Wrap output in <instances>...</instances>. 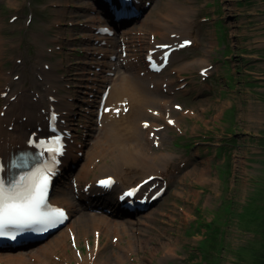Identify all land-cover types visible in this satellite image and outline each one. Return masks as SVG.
I'll return each mask as SVG.
<instances>
[{"label":"rangeland","instance_id":"rangeland-1","mask_svg":"<svg viewBox=\"0 0 264 264\" xmlns=\"http://www.w3.org/2000/svg\"><path fill=\"white\" fill-rule=\"evenodd\" d=\"M146 1L150 6L145 7L143 17L156 11L151 20L169 23L173 29L185 20L189 22V33L181 42L188 37L192 43H183L172 65L162 72L164 75L152 79L157 82L171 76L172 90L160 92L155 104H135L136 110L144 108L141 114L149 123L156 118L152 113L166 112L158 108L161 99H170V113L180 116V126L176 128L168 124L167 118L158 117L159 129L164 133L162 146L158 141L150 146L159 153L175 154L176 164L151 180L167 185L163 198L150 206L156 212L147 218L127 213L133 220L132 231H122L112 238L99 235L100 258L107 261L105 264H248L252 257L247 254L264 245L259 234L264 233V0ZM92 9L93 0H0V116L7 108L3 101L12 92L29 113L23 119L26 121L38 115L33 108L43 106L48 110L55 98L53 103L58 102L66 114L69 102L72 110L62 124L70 127L69 134L76 135L73 145L78 143L81 148L78 156L81 152L86 155L100 132L98 128L88 131V126L97 108L96 99L107 85L102 76L105 64L94 46L97 42L90 41L97 38L95 29L90 30V15L99 17ZM142 18L131 22L130 40H124L128 50L124 53L137 58L138 65L127 69L131 73L146 69L147 39L136 41ZM147 20L142 27L149 24ZM150 25L146 37L154 26ZM203 57L209 60L205 67L198 63ZM184 61L192 62V66L180 71L177 67ZM121 68L126 70V64L122 63ZM85 71L100 74L102 80L92 77L89 83L94 84L96 96L91 97L93 93L88 91L85 95L91 94L90 98L79 102L77 85L81 75L76 73ZM50 87L54 90L46 95ZM84 88L88 90L87 85ZM62 91L68 95L63 102L58 101ZM49 96L53 99L47 101ZM176 105L183 106L187 113L182 114L181 108L176 110ZM194 108L197 112L192 115L190 110ZM83 124L88 126L83 128ZM74 165H64L62 173L73 177ZM200 170H204V177ZM143 174L125 173V186L136 184ZM64 184L57 180L54 193ZM85 186L79 188L86 195L78 199L73 196L74 205L82 212L115 215L122 206L116 201L122 187L93 193L92 189L84 190ZM257 224L262 228L256 230ZM78 232L80 241L72 238L69 248L62 250L68 257L76 250L83 255L96 242L92 233L86 236L81 229ZM206 235L208 243L199 254L198 243ZM217 241L224 242V246ZM240 249L246 261L237 256Z\"/></svg>","mask_w":264,"mask_h":264},{"label":"bare ground","instance_id":"bare-ground-1","mask_svg":"<svg viewBox=\"0 0 264 264\" xmlns=\"http://www.w3.org/2000/svg\"><path fill=\"white\" fill-rule=\"evenodd\" d=\"M130 1H135L141 5V8L137 10L138 15L142 14L146 6H150L149 2L143 0ZM100 9L103 11L104 7ZM95 11L98 13L97 9H95ZM154 15H156V11L152 12L151 15L148 13V16L145 15L143 18H136V21L141 18L143 19L140 21V25L137 29L139 32L136 31L139 34L136 41L141 42L147 39L145 44L148 46L146 48L147 53L145 56L154 59L157 65L164 64V69L159 73H155L148 69L147 63L146 69H138L134 71V73L128 72L127 69H134L135 66L138 65L136 61L137 58L132 57L127 52L124 56L122 53L128 50H125L123 44L121 45L119 41L108 38L99 39V50L103 53L110 51L112 55H115V60L113 61L112 59L110 61H105L102 59V62L107 63L110 69V75L103 78V82L107 84L106 87H109L108 97L103 106V116L99 127L100 132L95 139L96 141L93 147L87 149L84 159L78 158V143H76L77 145L75 143V145H73L74 139H72L69 132L66 131V140L68 144L65 145L67 147V153L65 151L63 155V157H65L64 160L69 163H74L79 159L78 161L81 165L80 168L77 169L78 172L74 176L75 183L77 186L82 188H84V185L92 183L91 189L93 193L102 190L95 184L98 177L105 173V175L114 176V178H116L117 181L113 189L122 187L120 189L123 190L124 188H127L124 184L126 181L122 179V176L125 173L127 174L132 171H141L143 173L145 172V174H143V178H147L151 175L159 177L160 175H163L164 171L169 170L170 165L176 164V161L173 159L175 154L164 151L159 153L153 151L150 146V144L154 143V141H158L159 146H162L164 133L159 129L157 122L158 117L167 118L168 120L172 119L173 126H176V128L180 126V116L175 114V112H173V114L170 113V99H161V103L158 108L162 109L163 112H166L163 114L159 111H156L155 114L152 113L151 116L154 117L156 115V118H153L149 123L144 122L145 118H143L144 116L141 114L144 108H137L136 110V107L144 103L155 104L157 97L159 98V95H161L160 92H169L172 90L169 86V84L173 81L171 76L162 77L157 82L152 79L153 77L164 75L162 72L166 71V69L172 65L174 56L178 53L177 49L181 46V39L184 37L183 35L189 33L187 29L189 22L185 20L173 29V25H170L169 23L151 20V16L153 17ZM135 17H137V15ZM90 18L89 22L92 26L94 23L95 26L98 22L102 23L103 20L100 17L91 16ZM146 20L149 24H147L146 27H142L143 22H146ZM156 21L158 22L156 23ZM151 23L152 26L154 25L151 27L152 32L149 34V37H146L144 33L147 32L146 30L150 29ZM99 26L100 25H98V27ZM129 27L128 29H124V31L121 32L122 34H117L116 37L125 39L126 41L130 40V32L132 31H130L131 29ZM152 35H158L160 39H155V41H153L151 40ZM116 37L113 36V38ZM185 39H188V37H185L184 40ZM164 44L169 47L176 48L169 54L168 57L164 55V51L166 50V48H163L162 46ZM137 45L139 46V43H136L135 47H138ZM208 62L209 60L205 57L199 59L198 61L199 65H202L201 67H205ZM122 63L126 64V70L121 68ZM191 66L192 62L184 61L179 67H177V69L182 71L190 68ZM21 67H23V65H21ZM112 73H114L113 76ZM90 79H92V76L91 78H88V80ZM90 87L92 86L90 85ZM53 90V87L47 89L46 95L52 93ZM13 95H15L14 98L11 97ZM64 96L68 97L67 93L62 91L60 97L61 100L58 98V101L63 102ZM16 100L17 96L14 92H12L3 101L7 106L3 115L0 116V162L3 164L8 162L12 155L20 152L21 150H25V148L26 151L31 153L29 149L33 147L28 145L29 135L38 137L49 132V128L46 123V120L48 119H46L47 109L45 107L41 106L40 109H37L36 107L33 108V112L34 110L37 113L39 112L38 115H35V117H33L30 121H26L23 119H25L29 113L28 111H24L20 107L21 104H18L20 102H17ZM84 101L86 102V100ZM126 102H130V109L127 108ZM135 104H137L136 107ZM204 109L205 107L202 108V110ZM48 110L56 112L60 115L63 111V109L59 107L58 102L49 103ZM196 110L197 109L194 108L190 110V113L195 115L197 112ZM148 111L149 110L147 109V112ZM181 112L182 114L187 113L183 106H181ZM143 113H145V111H143ZM18 119H22L23 121L21 123H17L16 120ZM56 125L59 128L64 127L69 130L67 126H63L60 122H56ZM145 125H147V127ZM79 150H81V148ZM59 160H61V158ZM107 160L109 161L108 164L106 162ZM95 170L97 171L95 172ZM3 172L4 170H2V173ZM200 173L202 174V177H204V170H200ZM92 177L94 178L91 179ZM119 180H122V182H119ZM150 185V183L147 185L145 184L141 188V191L147 190ZM161 185L163 186V182ZM71 189L75 191L77 196L81 197L82 195H86L85 193H81V190L74 189L71 182L62 185L59 189V193L55 194L56 196H60L56 197L53 202L55 204L66 205L69 210V215L65 220L64 225L54 234L36 242L35 244L28 245L17 250L0 251V264H66L63 263L66 261H69L70 264H105L107 262L106 260L100 258V248L97 246L99 235L104 234L106 238H112V236H117L122 231L124 233L132 231L133 220L125 214L126 212L124 209L121 210L120 208H118L115 215L110 213L82 212L80 207L74 205V198L71 194ZM84 190L88 189L85 188ZM154 192L155 191H152V193ZM146 194L147 193H145V195ZM165 194L166 191L163 192L162 195L156 199V201H160ZM127 200L128 198L121 202ZM140 201L144 205L148 204L146 201H143L141 197ZM129 208L131 210L135 208L133 203H131ZM154 210L155 209H148L145 213H143V216L145 218L151 216L153 212H156V210ZM75 216H77L75 222L69 223V220ZM124 217H127V219H124ZM78 229H81L86 236H89L90 233H92L96 242L94 243V246H89L86 253L83 255L80 256L76 250L74 251L76 252L75 255H72V252H69L70 255L68 257L62 250L64 249L66 251L69 248L70 239L73 238L76 241H80ZM60 253H63L64 256H60Z\"/></svg>","mask_w":264,"mask_h":264},{"label":"snow or ice","instance_id":"snow-or-ice-1","mask_svg":"<svg viewBox=\"0 0 264 264\" xmlns=\"http://www.w3.org/2000/svg\"><path fill=\"white\" fill-rule=\"evenodd\" d=\"M189 43L191 42L185 41L184 45ZM51 119L55 120V114ZM60 140V137H56L54 143L58 146L49 149L50 163L53 165L58 162L54 157L60 155L63 150ZM52 175H54L52 167H46L21 176L12 184H6L0 179V237L15 239L20 232L29 229L47 231L48 228L55 227L66 219L63 209L53 207L47 202ZM112 182L111 178H108L99 183L107 187ZM136 191L137 189H131L124 195L132 196Z\"/></svg>","mask_w":264,"mask_h":264},{"label":"trees","instance_id":"trees-1","mask_svg":"<svg viewBox=\"0 0 264 264\" xmlns=\"http://www.w3.org/2000/svg\"><path fill=\"white\" fill-rule=\"evenodd\" d=\"M198 221H197V226H198ZM264 225V222H261V225ZM261 225H259V224H257L256 226H257V228H256V230H258V229H260V228H262V226ZM260 235H261V237H263L264 238V233H259ZM214 239H216V238H214ZM208 240H209V236L208 235H206L199 243H198V249H199V254L201 253L200 252V250L202 249V248H204L205 246H206V244L208 243ZM216 243H218L219 245H220V247H221V245L222 246H224V242H221V241H217ZM264 250V245L263 246H260L259 248H256V249H253V250H251V252H250V254H247V255H250V257H252L251 258V260H249V262H248V264L250 263V264H264V253H262V250ZM239 254V255H238ZM238 254H237V256L238 257H240L241 259H243L244 261H246L243 257H241L240 256V254H241V249L240 250H238ZM200 257V256H199ZM193 264H199V262H194ZM218 264H220V262L218 263Z\"/></svg>","mask_w":264,"mask_h":264}]
</instances>
